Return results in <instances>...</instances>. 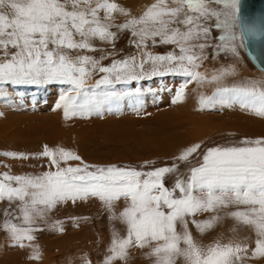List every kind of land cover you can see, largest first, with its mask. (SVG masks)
Returning <instances> with one entry per match:
<instances>
[{"label":"snow or ice","instance_id":"6c2138e0","mask_svg":"<svg viewBox=\"0 0 264 264\" xmlns=\"http://www.w3.org/2000/svg\"><path fill=\"white\" fill-rule=\"evenodd\" d=\"M116 12L130 15V9L114 0H0V87L52 81L69 83L71 91L60 95L55 105V108H63L68 118L83 111L85 105L99 103L97 97L88 93L87 78L94 71L104 73L96 81L97 86L129 83L157 75H182L187 79L176 89L175 98L179 101L190 80L205 79L201 73L193 71L201 56L192 54V50L198 48L202 52L211 46L189 42L207 41L212 31L218 29L221 34L215 50L239 56L238 49L246 46L245 33L257 35L253 25L242 21L241 0H155L139 18L133 17L116 27L120 31L131 29L134 38L131 42L136 47L147 49L149 41L154 47L172 44L180 49V56L173 52L154 55L145 51L139 61L136 57H126L113 60L110 66H100L99 61L89 55L73 59V50L97 51L91 44L93 39L115 40L117 32L111 31V21ZM177 61L179 63L172 66ZM149 63L150 70L145 68ZM261 70L264 71V64ZM227 74L229 70L225 69L212 79L220 80ZM216 91L235 94L232 99L241 107L264 116V85L253 81L239 87H218ZM205 102L211 103V98L201 97V103ZM242 143L245 146L209 148L203 163L190 170L187 180L177 179L171 189L165 186L163 179L175 165L147 172L115 165L60 167L59 160L81 158L71 151L61 148L57 153L46 146L41 155L51 158L57 170L39 176L5 173V179L0 180V201L19 200L23 221L31 224L33 214L43 212L40 206L51 208L57 202L89 195L109 205L122 197L129 199V205L120 214L127 224V235L114 236L104 264L126 258L127 249L132 245L149 246L148 255L155 257V264H176L181 257L185 264H243V254L249 252L246 244L217 241L202 248L188 230L187 219L199 211H214L229 204L250 206L230 215L253 228L256 240L251 254L264 257V139H245ZM199 147V144L193 145L178 159L186 160ZM89 167L96 170L89 171ZM177 190L179 195H176ZM218 219L213 216L209 220L191 222L203 233ZM177 224L182 231H177ZM3 226L20 247L26 246L25 239H34L30 234L34 229L30 227L8 220Z\"/></svg>","mask_w":264,"mask_h":264},{"label":"rangeland","instance_id":"374dc122","mask_svg":"<svg viewBox=\"0 0 264 264\" xmlns=\"http://www.w3.org/2000/svg\"><path fill=\"white\" fill-rule=\"evenodd\" d=\"M114 2L130 9L129 16L119 12L113 14L111 31L117 32L115 40L93 39L91 44L98 50H73L71 52L73 59L78 55H89L98 60L100 66H110L113 60L119 61L126 57H136L139 61L145 51L154 55L169 52H173L176 56L181 55L180 49L172 44L154 47L149 41L147 49L136 47L131 42L134 39L131 35L132 30L120 31L116 27L133 17L139 18L155 0H114ZM100 15L103 18V12ZM181 30H183L182 26ZM220 34L221 30L214 29L209 40L189 42L211 45L202 52L198 48L192 50V54L201 56L204 61L202 67H194L193 71L201 73L205 78L204 74L208 70L214 71L209 75L216 76L223 69H234L237 74L245 71V75H249L252 82H264V71L261 70L256 56L250 51L246 38V46L238 49L239 56H234L230 52L215 50L214 46L219 43ZM176 63L179 62H173L172 66ZM184 63L187 64V61ZM151 67L150 63L145 65L148 70ZM103 75L104 73L97 70L87 78L89 96L97 97L99 103L85 105L83 111L68 118H65L63 108H55V105L60 95L71 91L72 86L69 83L52 81L0 87V180L5 179V173L12 176H39L47 171H56L57 167L51 163V158L41 155L47 146L54 152L58 153L62 148L81 158L64 161L59 160L57 155L60 167L69 165L83 167L85 164L103 167L115 165L147 172L175 165L174 170L165 174L163 179L165 186L171 189L177 179L187 180L190 170L203 163V156L209 148L241 147L245 146L242 143L245 139L250 141L264 139V116L259 118L262 122L260 124L255 120L260 115L251 111V115L247 117L241 112L244 107L232 100L235 95L233 93H229L227 97L231 101L230 109L240 112L223 116L222 109L209 107L210 109L204 114L206 118L213 120L214 126L195 139L190 135L192 126L175 129L173 125L167 123L168 115L177 118L182 114L180 113L182 107L179 109V106L189 103L192 95L210 97L209 94L202 93L205 89L203 85L206 86L209 79L190 80L186 84V90L193 81H197L196 86L192 88L190 86V93L187 94L189 91L185 90L183 98L177 101L174 98L175 91L187 79L185 76L157 75L129 83L97 86L96 81ZM234 78L241 81L238 75L234 76L231 78L232 81L228 80L230 85L227 88L230 86L232 88L238 83L233 81ZM173 82L176 85L171 86L170 83ZM188 95L191 97L188 98ZM186 109L194 108L189 104ZM218 119L225 120L230 126L215 125L220 122ZM241 119L245 122L242 123ZM170 130L179 136H173ZM197 144L200 147L195 153L186 160L178 159L186 149ZM174 147H176L175 151ZM6 153L17 155H6ZM88 170L96 169L89 167ZM11 183L16 186L15 181ZM195 194L203 195L201 192ZM176 195H179L178 190ZM129 203L130 200L123 197L112 201L110 205L99 197L91 195L86 198L77 197L74 201L68 199L57 202L51 208L40 206L43 212L39 215L33 214L32 223L26 224L19 206L20 201L2 200L0 201V264H89V262L104 264L105 258L110 255L109 250L114 236L123 238L127 235V224L120 214ZM249 207L229 204L214 211H199L187 217L188 230L202 248L217 241L227 243L232 240L246 244L249 252L243 254L245 256L243 264H264V257L251 254L256 240L253 228L239 223L230 215L235 211H245ZM213 216L219 219L212 228L203 233L191 222L209 220ZM15 217L19 219H14ZM6 220L18 226L34 229L30 233L34 239L31 241L25 239L23 244L26 246L20 247L12 240L10 232L4 228ZM177 231H182L180 224H177ZM183 246L181 244V247ZM150 251L151 248L147 245L143 248L132 245L127 249L126 258L116 259L113 264H155V257L148 255ZM176 264H185L183 257L178 258Z\"/></svg>","mask_w":264,"mask_h":264},{"label":"bare ground","instance_id":"6f19581e","mask_svg":"<svg viewBox=\"0 0 264 264\" xmlns=\"http://www.w3.org/2000/svg\"><path fill=\"white\" fill-rule=\"evenodd\" d=\"M242 1V4H241V10H242V5H243V2H244V0H241ZM130 5V4H129ZM122 6L124 7V5L122 4ZM245 38H246V40H247V44H248V46H249V49H250V51L252 52V54H254L255 56H256V58H257V61H259L258 63H260V65H262V64H264V60H263V58H261L260 56H259V54L256 52V50L254 49V47L252 46V44L248 41V39H247V37H246V35H245ZM196 64L198 65V66H196L197 68H200V67H202L203 65H204V61L202 60V58L201 59H198L197 61H196ZM205 69V68H204ZM207 69H208V67H207ZM201 70V69H200ZM213 70V69H212ZM224 70V69H223ZM222 70V71H223ZM202 71V70H201ZM220 71V70H219ZM218 71V72H219ZM204 72V71H203ZM214 72V71H213ZM213 72L212 71H210V70H208L205 74H204V76H205V79H203V81L205 80H208L209 79V83L205 86V85H203V87H205V89L204 90H202L203 92L202 93H204L205 95H210V97L209 98H211V101H213V99H216L215 101H213V102H211V103H207V102H205V103H201V100H200V98L201 97H199V95H197L198 94V90H196L197 91V96H195V95H192V97H191V95H188V98L189 97H191V98H189V99H191L190 100V102L189 103H186L185 105H183V106H179V109L182 107V109H181V111H180V113H182L179 117H177V118H174V117H172V116H169L168 115V118H167V123H169V124H171V125H173V127H175V129H177V128H183V129H186V128H189V126H192L193 127V130H191L190 131V135L195 139V138H197V137H199L200 135H202L205 131H208V130H210L214 125V123H213V120H211V119H209V118H206V114H204V112L206 111V110H208V109H210V108H217V110H219V109H222L221 111H222V114H223V116H228V115H231L232 113H239L240 111H233V110H231L230 108V103H231V101H230V99H228L227 97H228V94L229 93H222V92H217L216 91V89L218 88V87H228V85H230L229 83H228V80L229 79H231V78H233L234 76H239L240 77V80L241 81H238V80H236L235 78H234V80L233 81H235V82H238L237 84H235V83H233V84H235L234 85V87H239V86H244V85H249V84H251L252 83V81H251V78H249V75H245L246 73H245V71H242L240 74H237V73H235V71H232V69H230L229 70V74H227V75H224L220 80H213L212 79V77L213 76H211V75H209V74H213ZM216 73V72H215ZM217 75V74H216ZM249 78V79H248ZM176 79V78H175ZM247 79V80H246ZM171 80H173V79H171ZM177 80V79H176ZM231 81H232V79H231ZM258 84H261V85H264V82H262V81H256ZM177 83V82H176ZM181 83V82H180ZM202 83V82H201ZM204 83V82H203ZM232 83V82H231ZM171 84V86L172 85H176V84H174V82L173 83H170ZM169 84V85H170ZM196 84H197V81H193L192 82V84L190 85L191 86V88L192 87H195L196 86ZM232 85V84H231ZM165 86V85H164ZM167 86H168V84H167ZM190 86L188 87V85H187V87L189 88V89H191L190 88ZM169 87V86H168ZM187 88V89H188ZM229 88H231V86L229 87ZM170 89V88H169ZM186 90L188 93L187 94H189L190 93V91L191 90ZM162 90V89H161ZM160 89H159V91H161ZM172 90V89H171ZM175 90V89H174ZM173 91V90H172ZM194 92V91H193ZM172 93H174V92H172ZM175 93H176V91H175ZM186 93V92H185ZM193 94H195V93H193ZM164 95V94H163ZM206 97V96H205ZM167 98V97H166ZM173 98V97H172ZM175 98V97H174ZM168 99V98H167ZM176 99V98H175ZM166 100V99H165ZM233 100V99H232ZM187 102V101H186ZM175 103V102H174ZM185 103V102H184ZM177 104V103H176ZM178 104H181V103H178ZM190 104V106L191 107H193L194 109L192 110H188V109H186V107H187V105H189ZM192 104V105H191ZM182 105V104H181ZM238 105V104H237ZM210 107V108H209ZM235 107V106H234ZM219 108V109H218ZM235 109V108H234ZM237 110V109H236ZM174 111V110H173ZM179 111V110H178ZM251 109H249V108H243L242 109V111L241 112H244L246 115H247V117H249V114L251 115ZM253 112V111H252ZM173 113V112H172ZM175 114V113H174ZM173 114V115H174ZM176 115V114H175ZM242 115V114H241ZM234 116V115H233ZM238 116V115H237ZM208 117V116H207ZM240 117V116H239ZM250 118H252V117H250ZM259 118H261V116H258V118L257 119H255L257 122H259V124L260 123H262L261 122V120L259 119ZM219 120V119H218ZM239 120V119H238ZM242 120V123H243V119H241ZM240 120V121H241ZM159 121V120H158ZM220 122H218V123H215V125H218V126H221V127H223V126H230L225 120H219ZM235 121V120H234ZM236 122V121H235ZM245 122V121H244ZM232 124H237V123H232ZM241 124V123H240ZM239 124V125H240ZM250 124V123H249ZM245 125V124H244ZM247 125V124H246ZM254 125V124H253ZM256 125V124H255ZM197 126H198V128H197ZM233 126V125H232ZM242 126V125H241ZM257 126H258V124H257ZM260 126V125H259ZM263 126V125H262ZM172 127V128H173ZM192 127H191V129H192ZM234 127V126H233ZM239 127V126H238ZM257 128H259V127H257ZM202 129V130H201ZM260 129V128H259ZM179 130V129H178ZM170 132L171 133H173L172 135L173 136H179L176 132H174V131H172V130H170ZM165 135V134H164ZM179 139V138H178ZM192 139V138H191ZM175 140H177V139H175ZM177 147V146H176ZM176 147H174L173 148V150L175 151V149H176Z\"/></svg>","mask_w":264,"mask_h":264},{"label":"water","instance_id":"95a60500","mask_svg":"<svg viewBox=\"0 0 264 264\" xmlns=\"http://www.w3.org/2000/svg\"><path fill=\"white\" fill-rule=\"evenodd\" d=\"M241 14L243 23L253 25L257 29V35H245L264 60V0H244Z\"/></svg>","mask_w":264,"mask_h":264}]
</instances>
